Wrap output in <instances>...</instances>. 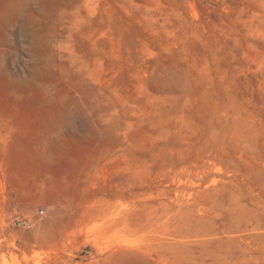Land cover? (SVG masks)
<instances>
[{
  "label": "rangeland",
  "instance_id": "374dc122",
  "mask_svg": "<svg viewBox=\"0 0 264 264\" xmlns=\"http://www.w3.org/2000/svg\"><path fill=\"white\" fill-rule=\"evenodd\" d=\"M0 264H264V0H0Z\"/></svg>",
  "mask_w": 264,
  "mask_h": 264
},
{
  "label": "crops",
  "instance_id": "0c3cea01",
  "mask_svg": "<svg viewBox=\"0 0 264 264\" xmlns=\"http://www.w3.org/2000/svg\"><path fill=\"white\" fill-rule=\"evenodd\" d=\"M41 179H43V176L40 177ZM39 178V179H40ZM33 179H36L35 177ZM43 180H46L45 178ZM45 184V183H44ZM47 185V184H46ZM36 191V190H35ZM34 192V190H33ZM20 193V191H19ZM43 193H47L49 195V197L51 199H58V193H59V190H57L54 186H52V184H48L47 185V188H45L43 190ZM21 197V196H20Z\"/></svg>",
  "mask_w": 264,
  "mask_h": 264
},
{
  "label": "built area",
  "instance_id": "2783aa9c",
  "mask_svg": "<svg viewBox=\"0 0 264 264\" xmlns=\"http://www.w3.org/2000/svg\"><path fill=\"white\" fill-rule=\"evenodd\" d=\"M42 213L44 212V211H41Z\"/></svg>",
  "mask_w": 264,
  "mask_h": 264
}]
</instances>
